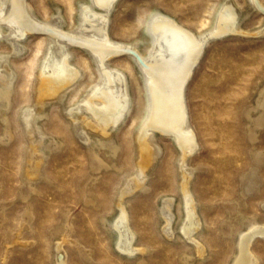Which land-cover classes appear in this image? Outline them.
<instances>
[{
	"label": "rangeland",
	"instance_id": "rangeland-1",
	"mask_svg": "<svg viewBox=\"0 0 264 264\" xmlns=\"http://www.w3.org/2000/svg\"><path fill=\"white\" fill-rule=\"evenodd\" d=\"M80 1L89 0H26L31 5L29 12L40 21L53 17L60 22L65 18V27L74 30L80 26ZM222 1L118 0L109 15L108 30L120 41L146 39L144 21L154 9L174 15L192 29L203 30L212 23ZM233 1L244 13L242 27L210 39L186 87L189 119L199 142L187 160L188 167L194 169L189 186L200 202L196 212L200 229L194 237L206 247V256L200 257L196 244L181 234V173H187L188 167L179 166L181 150L172 137L157 131L161 152L149 167L148 187L135 190L124 203L137 231L134 248L148 249L143 264H233L241 234L253 220L264 222V160L252 175L258 176L257 188L247 194L242 190V179L251 177L253 151L264 153V126L252 137L248 115L256 116L253 107L264 87V11L249 0ZM35 32L22 39L25 46L20 53L9 57L14 71L8 109L13 137L0 142V264H56L55 248L64 235L74 239L75 245L64 243L72 264H139L141 252L120 251L102 218L118 213L120 187L135 174L140 161L137 136L145 108L142 74L128 56L112 60L126 69L131 109L124 121L103 134L69 114V108L90 98L92 93L88 95L87 90L96 79L93 58L83 47L72 46L73 60L83 77L51 96L53 99L47 98L45 106L40 104L46 111L40 120L42 127L63 143L48 152L41 177H32L27 184V151L33 133L23 115L38 101L39 72L48 47V37ZM7 51H12L10 45L1 40L0 52ZM4 129L0 118V134ZM87 133L109 166L93 169ZM103 138L114 139L115 149L100 144L98 140ZM29 185L36 190L20 197ZM170 196L175 197L171 202L167 201ZM169 206L176 214L172 232L165 231L160 213L169 212ZM26 210L31 215L27 222ZM76 245L87 252L86 257ZM252 249L259 256L255 264H264L262 235L253 240ZM185 253L193 254V258L186 262Z\"/></svg>",
	"mask_w": 264,
	"mask_h": 264
},
{
	"label": "bare ground",
	"instance_id": "bare-ground-1",
	"mask_svg": "<svg viewBox=\"0 0 264 264\" xmlns=\"http://www.w3.org/2000/svg\"><path fill=\"white\" fill-rule=\"evenodd\" d=\"M249 1L252 6L264 11V2L261 0ZM117 2L118 0H89L86 3L80 1L78 16L80 26L78 30H74L69 26L65 27L67 24L65 18L60 22L54 21L53 17L48 21H40L35 13L29 12L28 9L31 5L26 0H0V41L8 42L12 50L0 52V118L5 127L4 132L0 134V142L8 141L13 137L9 126L8 109L12 101L11 86L14 71L9 63V57L12 53L22 51L25 46L22 39L26 35L39 31L48 37L47 52L39 72L41 79L39 98L37 103L29 107L23 115L26 127L33 133L29 135L31 144L27 151V184H29V180H32V177H41V166H43L48 152L60 147L63 143L61 138L46 131L40 120L46 113L42 107L47 103V98L60 94L83 77L81 67L73 60L72 46L83 47L93 58L96 79L89 84V90H87L88 95L92 93L90 98H83L84 102L79 103L81 107L78 105L69 108V114L75 121L78 120L82 124L85 123L92 128L100 129L103 134H108V130L111 131L124 121L131 109L126 69L112 61L120 55L128 56L138 67L145 85V108L137 136L140 145V161L137 163L138 168L135 174L125 178V182L120 187L118 213L112 218L103 217L102 221L113 240L117 241L120 251L124 250L128 253L140 251L141 255L137 257V262L143 264L145 262L144 252L148 249L134 248L137 231L130 223V215L124 204L125 199L135 190H145L148 187L146 180L149 175V167L161 152L157 131L172 137L181 150L178 158L179 166L188 167L187 160L198 149L199 142L189 119L186 87L210 39L241 28V18L244 13L233 0H223L209 27L195 30L186 26L174 15L154 9L150 11L144 21L143 29L147 33L146 39L137 37L133 40L120 41L114 39L108 30V18ZM145 43H147V47H144ZM82 106H85V109ZM253 108L257 109L256 116L249 113L248 115L251 121L250 135L255 137L256 129L264 126V87L260 89ZM89 118H92L93 121H90ZM87 135L86 142L92 156L93 169H100L103 165L109 166L110 164L97 154L96 142L90 143L91 136L88 133ZM98 141L110 148L115 149L116 147L112 138H103ZM262 160H264V153L253 151L254 163L250 172L251 177H247V180L242 179L244 194L257 188L258 176L256 175L255 178L252 175H255ZM187 169V173H183V170L181 173L184 182H182L181 191V234L196 244L200 257H205L206 247L202 246L194 237L199 228V224L196 222L198 219L196 212L200 203L189 186L194 169L193 167ZM32 190H36L35 186H27L20 197L26 198L28 191ZM174 199V196H170L167 201L171 202ZM168 211L166 213L162 210L160 213L163 214L165 231L172 232V223L176 214L171 212L170 206ZM2 214L3 212L0 211V220ZM24 216H26L25 222L29 221L30 211L26 210ZM108 222H112V226ZM259 235L264 237V222L253 220L249 229L240 236L238 254L237 258L233 260L235 261L233 264H255L259 261L258 254L252 249L253 240ZM66 241L74 244V239L71 236L65 237L64 235L58 245L56 244L54 257L56 264H72L68 259V251L64 247ZM76 246L86 257L87 252L79 245ZM191 258H193V254L184 256L186 262ZM2 262V264H6L5 261Z\"/></svg>",
	"mask_w": 264,
	"mask_h": 264
}]
</instances>
